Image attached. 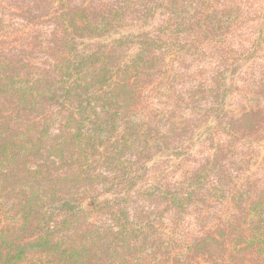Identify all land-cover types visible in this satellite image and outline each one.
Segmentation results:
<instances>
[{
	"label": "rangeland",
	"instance_id": "1",
	"mask_svg": "<svg viewBox=\"0 0 264 264\" xmlns=\"http://www.w3.org/2000/svg\"><path fill=\"white\" fill-rule=\"evenodd\" d=\"M77 17L87 29H74ZM64 38L129 77L119 111L129 148L87 149L76 160L85 173L58 161L56 189L63 179L86 212L65 229L64 208L47 203L53 237L140 213L153 220L142 264H264V0H0V48L29 75L46 79ZM49 101L42 116L55 134L70 108ZM119 153L125 172L113 166Z\"/></svg>",
	"mask_w": 264,
	"mask_h": 264
},
{
	"label": "trees",
	"instance_id": "2",
	"mask_svg": "<svg viewBox=\"0 0 264 264\" xmlns=\"http://www.w3.org/2000/svg\"><path fill=\"white\" fill-rule=\"evenodd\" d=\"M72 24L78 31L87 29L82 17ZM57 45L44 80L40 73L31 76L22 70V61L8 57L0 48V264L28 263L41 253L49 254L45 264H142L140 247L149 243L152 234L144 231L153 228V220L145 217L144 221L140 213L113 214L101 230L74 237L55 238L49 230L47 203L64 208L61 225L65 229L86 212L82 201L63 193V179L56 189L58 161L69 159L71 166L77 158L90 155L87 149L94 154L102 148L113 156L119 147L129 148L124 131L128 127L119 112L131 97L129 77H119L116 70L107 69L103 58L78 48L74 38H64ZM132 68V64L125 66L124 73ZM112 76L118 77V82ZM50 99L62 109L70 108L55 134L49 133L50 124L45 125L42 116ZM77 164L74 172L85 173L80 169L83 163ZM131 164L119 153L113 166L125 172ZM255 209L251 205L248 215ZM8 212L16 219L3 223ZM202 244L206 242L196 244L197 251L205 250Z\"/></svg>",
	"mask_w": 264,
	"mask_h": 264
}]
</instances>
